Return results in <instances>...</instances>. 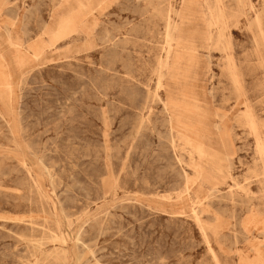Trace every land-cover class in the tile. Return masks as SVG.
<instances>
[{"label":"rangeland","instance_id":"374dc122","mask_svg":"<svg viewBox=\"0 0 264 264\" xmlns=\"http://www.w3.org/2000/svg\"><path fill=\"white\" fill-rule=\"evenodd\" d=\"M251 1L231 28L240 95L222 45L182 52L158 86L160 13L181 12L187 44L215 0H0V264H264V0ZM185 100L232 119L226 151L179 121L169 106Z\"/></svg>","mask_w":264,"mask_h":264},{"label":"bare ground","instance_id":"6f19581e","mask_svg":"<svg viewBox=\"0 0 264 264\" xmlns=\"http://www.w3.org/2000/svg\"><path fill=\"white\" fill-rule=\"evenodd\" d=\"M187 1L193 2L194 0H182L183 7ZM234 2H235V11L227 3H225L224 0H215V5L209 8L210 11L208 10L210 12V22L207 25V27L205 28V31L202 33H196L195 35L194 34L191 35V40L187 44H183V42H181L182 37H183V30H182V26L180 23V21L182 19L181 12L176 11L177 13L176 14L174 13L176 20H178L177 22L174 19H172V17L170 16L171 13H168L166 15H164L163 12L160 13V15L165 20V27L164 28H165V33H166L165 38L167 39V41H166L167 46L165 45L166 48L164 47L165 48V58L164 59L162 58V61L160 63L161 69L165 70V72H160L158 75L159 89L165 90V92L168 93L166 91L167 77L170 75V73L174 69V67H176V65L180 63V60L182 59V54H181L182 52H189L190 51V52L195 53V50L206 49V50H208L209 54H211L214 51H220V46L222 45V46H224V49L222 52H225V55L223 57V59L225 60L224 67L227 70L225 78L227 80L231 81L233 84H235L240 95L243 93V91H242L243 74L241 73V70L238 67L237 60L235 59V55L233 53V49H232V45H231V43H232L231 42V28L233 26L237 27L238 24L240 23L239 19L241 17L246 16L248 11L250 12L249 9L252 8V1L251 0H235ZM162 6H163V4L161 5V7ZM159 7H160V5H159ZM171 9H173V8H171ZM173 11H174V9H173ZM236 11H237V14L236 13L234 14V12H236ZM174 14L172 16H174ZM161 21H163V20H161ZM261 21H262V19H261ZM68 30H69V24L67 22L63 23L59 29L58 36L61 37V36L65 35L68 32ZM208 61H209V59H208ZM158 64H159V62H158ZM9 78H10V76H9ZM183 97H185V95ZM159 101H161V100H159ZM169 107L178 116V119L181 123L194 125L195 129H197V131L200 134H202V135H204V137L208 138V141L204 142L205 146L206 145L208 147L210 145L215 146V144L219 145V146L221 145L222 148L226 151V146L224 144H225V140L227 139V137H226L227 131L231 127L232 119L230 117H226L224 119H221L218 114L217 115H210V114H206V113L204 114L200 111L199 108L192 107V105L189 104V102H187L186 100L183 102H178L176 104H172ZM164 111H165V109H164ZM246 120H247V124L250 128L251 133L256 138L258 145L262 146V142H263L262 137L263 136L261 135L260 128H259L257 121L255 120L254 116L247 113ZM240 126H241V124H240ZM232 129H233V127H232ZM216 132H218V137L215 138L214 134H216ZM206 138L204 140H206ZM256 146H257V144H256ZM227 148H228V146H227ZM260 151H261V148H260ZM211 179L212 178H208V176H206V177L204 176V178L201 179L202 180L201 185L202 186H205L207 184L209 185L210 183H212ZM197 181H195L196 184H197ZM249 183H251V182H249ZM258 201H260V200H258ZM248 204L246 203V206H248ZM251 212H252V210H251Z\"/></svg>","mask_w":264,"mask_h":264}]
</instances>
